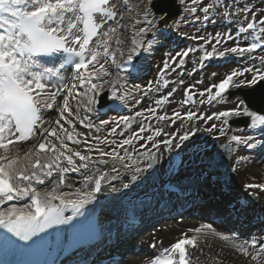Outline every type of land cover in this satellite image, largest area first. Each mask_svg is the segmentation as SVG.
I'll use <instances>...</instances> for the list:
<instances>
[{"label":"snow or ice","instance_id":"snow-or-ice-1","mask_svg":"<svg viewBox=\"0 0 264 264\" xmlns=\"http://www.w3.org/2000/svg\"><path fill=\"white\" fill-rule=\"evenodd\" d=\"M175 3L179 14L164 0H136L135 7L132 0H0V264H56L15 258L44 254L50 237L61 231L73 234V244L94 236L95 220L86 212L102 192L119 194L114 199L127 196L153 176L164 150L178 157L196 144L198 134L220 141L229 160L241 148L264 150V108L250 107L244 97L251 93L237 94L264 82V54L255 55L264 53V0ZM220 19L234 23L235 30L204 33ZM182 24H198L195 31L202 34L181 32ZM169 31L196 43L166 53L157 79L130 82V76L139 78L145 57ZM190 54L193 71L214 58L243 59L246 66L199 90L202 80L185 85L193 75L186 71ZM180 87L183 98L169 113L165 106ZM102 96L117 112L137 108L145 99L151 104L96 123L93 115ZM217 105L225 107L210 114L200 108ZM240 118L248 121L247 134L232 133V121ZM104 128L107 135L92 134ZM248 159L240 155L234 165ZM234 165L232 172L237 171ZM244 187L264 192V183ZM205 230L264 264V240L226 234L212 223L188 232ZM186 246L197 248V235L182 233L149 264H191Z\"/></svg>","mask_w":264,"mask_h":264},{"label":"rangeland","instance_id":"rangeland-1","mask_svg":"<svg viewBox=\"0 0 264 264\" xmlns=\"http://www.w3.org/2000/svg\"><path fill=\"white\" fill-rule=\"evenodd\" d=\"M248 2L259 3V0H248ZM199 26L200 25H198V24L195 26H193L191 24H189L187 26L183 25L184 32H188L190 35L202 34V33H196V31H195V28L199 27ZM227 30L228 29H226L219 21H217L215 26L210 24L203 31H204V33L211 32L214 35L217 31L224 32ZM200 43H203V42L201 41ZM213 43H215V41H213ZM161 46H164V45L161 44L158 47L160 48ZM228 46H231V42H229L228 44H225L223 46L218 45L217 47H218V49H220L221 47H228ZM207 47L209 50H211V44H209ZM155 51L156 50H154L150 55H147V65H148L149 69L156 67V66L158 68L162 67L163 66V60L167 59L165 56H163L159 52H155ZM228 72L229 71H227V72H217L216 71L217 75H221V76L216 75L214 78L211 76V73H212V71H211V73H209V75L205 78V80H202L203 83L197 85V88L199 90H202L212 83H217V81L220 78H222ZM192 76H195V77H192ZM192 76L187 77L185 79V85L195 84L197 79H199V77L194 72H193ZM144 103H145V101H144ZM149 105H150V103H149ZM149 105H147V106H149ZM173 108H174V106L171 107V110ZM136 110H139V109L136 108ZM171 110L169 111V113L171 112ZM108 131H109V129L101 130V132L99 134H100V136H105L108 134ZM263 153H264V150H263ZM240 155H242V154H240ZM260 156L257 158L249 157V159L247 161L239 164L237 176H236L234 182H235V184H237L236 189H238V190H241L243 192H249V191L258 192L261 195V200L257 203V206L260 208H264V192H260L257 189L248 190L244 187V185L247 183H256V184L264 183V162L263 163L260 162ZM163 160H164V158H163ZM159 224L161 225V222ZM171 228H177V225H171V227H165V228H163V230H167L165 232H169V230H171ZM177 230H176V234L172 237V240L169 242L168 246H170L172 243L176 242L177 239L181 238L182 233L187 232L188 236L197 235V237H199L201 239V242L203 244V251L202 252H203L204 256L208 255L210 258H211V256L220 257L226 261V264H256V262L252 261L249 256H245L242 253L238 252L230 243L222 241L218 236H214L209 232L195 234L192 232H188V230L187 231H184V230H178L177 231ZM138 239L143 240V246H141V247L131 246V247H128L127 249H123V250L118 249L120 256L121 257H129V256H132V254H136V253L141 254V255H143L145 252L152 253L151 251L153 250V248H151L150 245L154 242L152 240H148V239L145 242L144 239H146V236H142V238L138 237ZM168 246H166V247H168ZM164 247L165 246L157 245V248L160 250H162ZM142 258L144 259V257H142ZM142 263H143V261H140L138 264H142Z\"/></svg>","mask_w":264,"mask_h":264},{"label":"bare ground","instance_id":"bare-ground-1","mask_svg":"<svg viewBox=\"0 0 264 264\" xmlns=\"http://www.w3.org/2000/svg\"><path fill=\"white\" fill-rule=\"evenodd\" d=\"M138 107H147V105L145 103L141 104ZM141 200H139V209L140 211H142L144 213V216H150L152 213L150 212V210L148 208H144L145 203L148 202L149 199H145L144 197H140ZM115 205V210L116 211H121V206L120 204L115 201L114 202ZM110 221H107L106 224H109ZM199 225L194 224V223H186V225H178L177 228H171V230H169V232H165L167 230H162V231H157L155 234L151 235V239L154 243H156V245H162V246H168L169 242L172 240V237L176 234V230H187L190 228H195ZM177 230V231H178ZM162 242V243H161ZM198 256H200L201 258H205L202 252H198ZM135 259L132 260H128L127 263L132 264V262H135Z\"/></svg>","mask_w":264,"mask_h":264}]
</instances>
